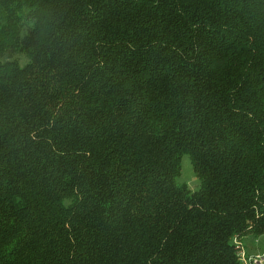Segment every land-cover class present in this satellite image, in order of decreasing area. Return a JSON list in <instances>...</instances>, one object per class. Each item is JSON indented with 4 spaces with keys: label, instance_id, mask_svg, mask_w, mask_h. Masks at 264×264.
I'll use <instances>...</instances> for the list:
<instances>
[{
    "label": "trees",
    "instance_id": "1",
    "mask_svg": "<svg viewBox=\"0 0 264 264\" xmlns=\"http://www.w3.org/2000/svg\"><path fill=\"white\" fill-rule=\"evenodd\" d=\"M262 234L264 0H0V264H242Z\"/></svg>",
    "mask_w": 264,
    "mask_h": 264
},
{
    "label": "rangeland",
    "instance_id": "2",
    "mask_svg": "<svg viewBox=\"0 0 264 264\" xmlns=\"http://www.w3.org/2000/svg\"><path fill=\"white\" fill-rule=\"evenodd\" d=\"M177 183H185L189 189L195 191L199 188V180L195 177L188 155L181 158V173L176 179ZM243 248L246 254L255 255L264 252V234L259 236L248 235L243 239Z\"/></svg>",
    "mask_w": 264,
    "mask_h": 264
},
{
    "label": "built area",
    "instance_id": "3",
    "mask_svg": "<svg viewBox=\"0 0 264 264\" xmlns=\"http://www.w3.org/2000/svg\"><path fill=\"white\" fill-rule=\"evenodd\" d=\"M242 264H264V252L254 256L246 257L243 250L240 252Z\"/></svg>",
    "mask_w": 264,
    "mask_h": 264
}]
</instances>
